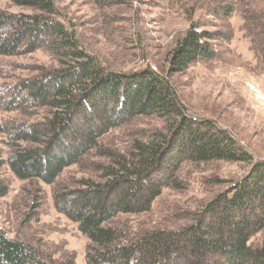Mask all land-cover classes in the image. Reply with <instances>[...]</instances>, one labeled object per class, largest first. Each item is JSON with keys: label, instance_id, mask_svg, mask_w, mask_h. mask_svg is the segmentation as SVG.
<instances>
[{"label": "trees", "instance_id": "trees-1", "mask_svg": "<svg viewBox=\"0 0 264 264\" xmlns=\"http://www.w3.org/2000/svg\"><path fill=\"white\" fill-rule=\"evenodd\" d=\"M33 13L0 11V54L23 48L52 50L58 66L22 80L4 110L42 109L30 122L0 126L10 148L0 153L21 180L54 185L73 165L90 175L52 191L53 206L87 237L85 264H264V160H254L225 128L209 118L192 117L170 81L196 60L214 57V33L190 26L169 51L166 70L123 72L87 53L76 34L58 17L53 0H13ZM226 16L228 8L222 9ZM264 64V51H263ZM18 100V102H17ZM25 102L27 105H22ZM145 119L161 125L134 130L126 150L106 145L111 130L139 126ZM127 129V128H126ZM89 157L100 159L95 161ZM89 159V160H88ZM244 162L247 172L188 215L175 229L156 228L134 235L109 221L120 214L148 212L163 187L178 188L183 162ZM8 191L0 185V197ZM0 264H76L74 257L53 261L34 246L9 238L0 228Z\"/></svg>", "mask_w": 264, "mask_h": 264}, {"label": "rangeland", "instance_id": "rangeland-1", "mask_svg": "<svg viewBox=\"0 0 264 264\" xmlns=\"http://www.w3.org/2000/svg\"><path fill=\"white\" fill-rule=\"evenodd\" d=\"M58 17L75 32L83 49L105 66L131 72L144 68H168L169 51L190 26L214 33L215 51L208 60L191 63L169 78L192 117L209 118L227 129L253 156L264 160V99L244 88L254 78L264 82V0H53ZM228 8L226 16L222 9ZM0 11L33 13L16 6L13 0H0ZM10 33L0 28V37ZM58 66L47 47L32 52L19 48L15 54H0V126L30 122L41 117L42 109L4 110L14 101L16 86L22 80ZM242 70V71H240ZM18 102V100H17ZM22 105H27L25 102ZM2 105V106H1ZM161 124L145 119L139 126L121 127L106 134V145L126 150L134 130ZM8 138L0 132V153L10 151ZM95 161L100 159L89 157ZM89 160V159H88ZM249 164L221 160L183 162L176 173L178 188L163 187L148 212L120 214L109 221L121 233L134 235L156 228L175 229L189 222L188 215L242 177ZM86 169L66 168L49 185L37 179L21 180L0 166V185L8 191L0 197V228L12 239L34 246L53 261L74 257L85 264L89 243L76 223L56 211L52 191L55 186L74 185ZM264 229L249 243L258 245Z\"/></svg>", "mask_w": 264, "mask_h": 264}, {"label": "clouds", "instance_id": "clouds-1", "mask_svg": "<svg viewBox=\"0 0 264 264\" xmlns=\"http://www.w3.org/2000/svg\"><path fill=\"white\" fill-rule=\"evenodd\" d=\"M244 88L253 93L255 98L264 99V82L258 85L257 83H255L254 78H251L250 81H244Z\"/></svg>", "mask_w": 264, "mask_h": 264}]
</instances>
